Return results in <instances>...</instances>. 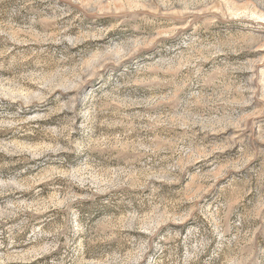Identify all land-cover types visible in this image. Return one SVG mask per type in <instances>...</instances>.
<instances>
[{"label": "rangeland", "instance_id": "374dc122", "mask_svg": "<svg viewBox=\"0 0 264 264\" xmlns=\"http://www.w3.org/2000/svg\"><path fill=\"white\" fill-rule=\"evenodd\" d=\"M0 264H264V0H0Z\"/></svg>", "mask_w": 264, "mask_h": 264}]
</instances>
